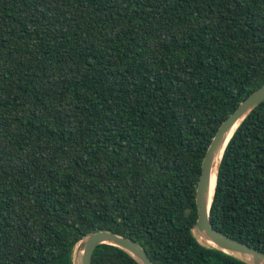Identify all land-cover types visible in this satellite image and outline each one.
<instances>
[{
  "label": "trees",
  "instance_id": "1",
  "mask_svg": "<svg viewBox=\"0 0 264 264\" xmlns=\"http://www.w3.org/2000/svg\"><path fill=\"white\" fill-rule=\"evenodd\" d=\"M264 84V0H0V264L86 234L154 264H245L192 234L201 163ZM212 227L264 253V101L218 166ZM91 264H137L100 245Z\"/></svg>",
  "mask_w": 264,
  "mask_h": 264
},
{
  "label": "water",
  "instance_id": "2",
  "mask_svg": "<svg viewBox=\"0 0 264 264\" xmlns=\"http://www.w3.org/2000/svg\"><path fill=\"white\" fill-rule=\"evenodd\" d=\"M263 101L264 84L248 95L221 123L202 159L195 190L196 220L192 226L195 239L202 246L233 256L245 264H264V253L216 231L209 221V210L215 192L218 166L225 148L241 122ZM213 176L215 183L211 193ZM103 244L122 250L137 264H154L137 242L106 230L91 232L82 237L72 250V264H91L95 248Z\"/></svg>",
  "mask_w": 264,
  "mask_h": 264
},
{
  "label": "bare ground",
  "instance_id": "3",
  "mask_svg": "<svg viewBox=\"0 0 264 264\" xmlns=\"http://www.w3.org/2000/svg\"><path fill=\"white\" fill-rule=\"evenodd\" d=\"M214 183H215V179H214V176H213L212 177V181H211V193H212V190H213Z\"/></svg>",
  "mask_w": 264,
  "mask_h": 264
}]
</instances>
